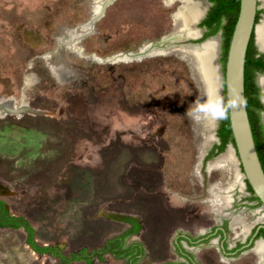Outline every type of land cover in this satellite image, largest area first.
<instances>
[{
  "label": "rangeland",
  "instance_id": "1",
  "mask_svg": "<svg viewBox=\"0 0 264 264\" xmlns=\"http://www.w3.org/2000/svg\"><path fill=\"white\" fill-rule=\"evenodd\" d=\"M98 1L0 0V101L20 108L0 113V198L38 243L64 253L101 245L126 217L140 223L128 239L145 248L138 264L180 261L176 233L221 221L232 248L264 222V209L251 206L230 144L203 162L222 115L220 31L213 116L191 48L209 0H199L193 35L176 39L168 36L185 23L183 0H113L87 28ZM217 239L186 249L205 251L200 264H264L251 248L221 255ZM54 262L25 245L21 228L0 227V264ZM123 263L104 255L70 264Z\"/></svg>",
  "mask_w": 264,
  "mask_h": 264
},
{
  "label": "trees",
  "instance_id": "2",
  "mask_svg": "<svg viewBox=\"0 0 264 264\" xmlns=\"http://www.w3.org/2000/svg\"><path fill=\"white\" fill-rule=\"evenodd\" d=\"M210 6L207 8L204 16L200 19L198 26L204 28L201 36L196 41H202L205 38L215 35L218 31L221 34V51L219 62L221 64V72L224 70V63L226 58V51L228 42L232 32V27L237 17L239 9L238 0H209ZM260 10L256 11L255 22L259 19ZM254 53H258L259 56L254 58ZM252 60L257 64V68L264 72V53L259 52L254 45L253 35L250 37L244 61V99L245 107L247 111V117L249 120L252 137L254 140L258 159L264 172V129L260 122L259 115H255L253 119L251 112V105L249 100L246 99V91L249 88L247 84L249 65ZM253 77V76H252ZM253 80V79H252ZM255 98L258 99L259 87L255 84ZM259 101V107L264 111L262 102ZM227 107L225 102L223 103V111L221 118L218 121L215 129V135L217 142L213 143L210 149L207 151L203 158V162L218 155L222 152L227 144L234 145L232 133L229 127ZM257 124V125H256ZM240 168V164H239ZM246 191L249 192V200H255L257 204H261L258 198L253 194V191L244 179ZM127 226L120 232L113 234L106 238L101 245L94 246L93 248H80L69 253H64L63 249L58 246L57 243L52 244H40L35 239V231L30 222L23 215H14L10 213L4 200L0 198V227H12L21 228L24 233V242L35 254L46 255L55 259L53 264H70L74 261H83L86 263L91 262L94 259H101L104 255H110L111 257L119 260H123V264H138L141 258L145 254V248L139 241H130V236L138 233L140 229V223L137 219L132 217H126ZM264 237V230H261ZM153 264H172L168 262L153 263Z\"/></svg>",
  "mask_w": 264,
  "mask_h": 264
},
{
  "label": "water",
  "instance_id": "3",
  "mask_svg": "<svg viewBox=\"0 0 264 264\" xmlns=\"http://www.w3.org/2000/svg\"><path fill=\"white\" fill-rule=\"evenodd\" d=\"M112 1L113 0L104 1L103 6L111 3ZM238 1L239 9L228 42L224 70L222 72L220 71L222 84L221 106L223 111V103L225 102L228 113L227 117L229 119V127L234 141V145H232L231 143L229 144L234 149L235 155L238 159V163L240 164L241 175L243 179H246L253 191V194L260 201L261 204L259 207L264 209V172L256 152L244 99V61L246 48L252 35L254 45L256 46L257 50L264 53V51L257 46L254 28L257 25V22H255L256 11L260 6L258 4V0ZM97 17L98 16H96V18ZM202 17L203 15L199 19H201ZM92 23H94V20H92ZM184 36V34L182 35V33L176 31L175 33L169 35L168 39L185 38L186 36ZM200 36L201 33L192 38H199ZM210 37L212 36H209L199 43L194 44L191 47L193 48V51L197 52L201 48V46H203L210 39ZM260 93V100L263 103V94L261 88ZM263 115L264 112L262 111L260 120L264 129V124L262 121ZM260 227L264 230V222L258 224L257 228ZM258 240L264 241V237H257L256 239H254L250 247L251 249L253 248L255 242Z\"/></svg>",
  "mask_w": 264,
  "mask_h": 264
},
{
  "label": "flooded vegetation",
  "instance_id": "4",
  "mask_svg": "<svg viewBox=\"0 0 264 264\" xmlns=\"http://www.w3.org/2000/svg\"><path fill=\"white\" fill-rule=\"evenodd\" d=\"M253 55H254V58L259 56L258 53H254ZM257 67L258 66L255 63V61L252 60V63L249 65L248 79H247V84H248L249 88L246 91V99H248L250 102L249 105H251L250 109H251V112L253 114L252 115L253 119L256 118L255 115H259V119H260L261 112L263 111L259 107V101H258V99L260 100V94L261 93L257 96L258 99H256L255 98L256 97L255 96L256 91H255V86L253 84V80H254L255 84L257 85L258 77L260 75H263L261 73H264L262 70H259V68H257ZM258 74H260V75H258ZM257 75H258V77H257ZM256 79H257V83H256ZM259 92H260V88H259ZM1 103H3L2 100L0 101V104ZM14 110H20V108H15V109H11V110L3 109V110H1L2 111L1 113L8 112V111H14ZM260 122H261V120H260ZM0 191H1V187H0ZM250 203H251V206H254L255 208L260 206V204H257V202L255 200H250ZM257 227H258V224H256L254 227H252L250 229L249 233L246 235L245 239L240 243H236L232 248H228L226 245V233H227L228 225L226 223H224L223 221H221L220 223H216L215 225L210 227L208 230H206L204 233H201L198 235H195L189 231L176 233V235L173 237L172 244H173V249H174L175 254L178 257H180L181 260L180 261L167 260V261H162V262H158V263L168 262V263H172V264H200V262L201 261L203 262L205 259L203 257L205 251L202 254L203 256H201V254L199 252L194 253L193 251L188 250L186 248L200 245V247H198V248H199V250L202 249V251H203L205 249V247H203V243L210 241V239H212L214 237H218V239H217L218 248H219L218 250L221 253V255H223V256L231 255V254H233L239 250L250 248L254 239H256L257 237H263L262 233H261V230H263V229L261 227L260 228H257ZM253 251L256 253V251L254 249H253Z\"/></svg>",
  "mask_w": 264,
  "mask_h": 264
},
{
  "label": "bare ground",
  "instance_id": "5",
  "mask_svg": "<svg viewBox=\"0 0 264 264\" xmlns=\"http://www.w3.org/2000/svg\"><path fill=\"white\" fill-rule=\"evenodd\" d=\"M104 1L106 0L98 1L99 7L97 9V12L93 15V17L89 20V22L85 24V27L91 28L92 20H94L95 22L97 19L100 18L102 14V10L104 8L103 6ZM183 2H184V5L181 6L180 12L184 17L185 23L183 27L180 28V30L178 31L180 33L182 32V34L184 35L192 36L194 33L193 32L194 30L189 28L188 25L190 24V22L196 21L198 17L201 15V13L203 12L202 3L199 0H183ZM96 16L98 17L96 18ZM254 28H255L257 46L261 50L264 51V22L257 23L256 27ZM33 38H34L33 35L31 34L28 35V39L33 40ZM216 47L218 48V39L216 37H210V39L203 46H201V48L197 52H195L196 55L199 57L201 68L207 79L208 110L212 116L217 114L218 112V101H217L216 85H215V69H214L215 66L213 64L214 54H215L214 52H215ZM49 68H54V66H51ZM26 83H31L30 76L27 78ZM258 85L262 90V94H263L262 101L264 103V74L258 77ZM6 108L7 110L15 109V107L10 106L9 104H7L6 101H4L3 103L0 104V113L2 112L1 110L6 109ZM262 121L264 124V115L262 116ZM252 249H254L262 259H264V241L263 240L256 241Z\"/></svg>",
  "mask_w": 264,
  "mask_h": 264
}]
</instances>
